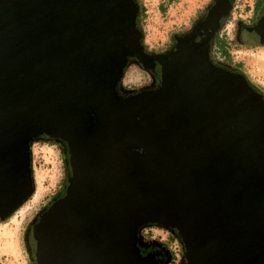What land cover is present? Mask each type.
Segmentation results:
<instances>
[{"label":"water","instance_id":"water-1","mask_svg":"<svg viewBox=\"0 0 264 264\" xmlns=\"http://www.w3.org/2000/svg\"><path fill=\"white\" fill-rule=\"evenodd\" d=\"M231 3L148 53L135 0H0V219L33 191L31 142L65 151L25 235L33 264H146L149 223L180 264H264V96L209 56ZM244 36L264 46V6ZM130 58L154 88H119Z\"/></svg>","mask_w":264,"mask_h":264},{"label":"rangeland","instance_id":"rangeland-1","mask_svg":"<svg viewBox=\"0 0 264 264\" xmlns=\"http://www.w3.org/2000/svg\"><path fill=\"white\" fill-rule=\"evenodd\" d=\"M161 1V2H160ZM209 0H141L145 7V18L142 21L144 29L143 44L146 51H164L171 42V36L180 30L191 26L192 20ZM254 0H235L230 9L229 17H225L223 29L219 28L211 42L210 55L216 61H222L217 46L218 39L224 36L229 41L234 34V24L237 20L247 21L252 13ZM161 6L158 8V4ZM264 3V0H263ZM245 48L228 45V51L234 61H241L249 76L261 86L264 77V48ZM152 83L151 75L139 64L128 62L120 79V88L134 91L148 87ZM264 87V86H263ZM61 155L57 148L46 142L36 141L30 145V166L33 175V194L16 209L12 215L0 224V264H29L22 245L26 244L28 225L34 220L40 210L55 196L65 176V163L62 166ZM64 167V170H63ZM64 173V174H63ZM48 195V196H47ZM47 196V197H46ZM148 227L140 230L141 236L155 235L165 240L164 232L154 229L147 233ZM24 237V238H23ZM172 244V249H175ZM179 255L183 248L179 247ZM29 252V251H28ZM29 254V253H28ZM28 256V255H27ZM182 259V257H181ZM32 260V259H31Z\"/></svg>","mask_w":264,"mask_h":264},{"label":"trees","instance_id":"trees-1","mask_svg":"<svg viewBox=\"0 0 264 264\" xmlns=\"http://www.w3.org/2000/svg\"><path fill=\"white\" fill-rule=\"evenodd\" d=\"M234 1L235 0H232V3H231V8L234 6ZM137 6H138V14H137V23L141 29V32H142V45H143V49L145 50L144 48V44H143V38H144V29H143V24H142V21L144 20L145 18V8H144V5L142 4L141 0H135ZM210 0L203 5V7L200 9V11L197 13V16H195L192 20V24L194 21H196L197 19L201 18V16L203 15V11L204 9L207 7V5L209 4ZM253 5H255L257 7V12H256V15L258 16L260 14V11L262 10L263 6H264V3H263V0H254V3ZM229 14H230V11L229 13L225 16V17H229ZM225 17L222 18V22H220V26L219 28L223 29V26H224V23H225ZM191 24V25H192ZM190 28V27H189ZM189 28L187 29H184V30H180L178 32V34H182L184 32H186ZM218 28V30H219ZM218 30L214 33V35L212 36V39H211V42H213V38L216 36ZM176 34V35H178ZM176 35H172L171 36V42L169 44V46L167 48L164 49V51H160V52H150V51H146L148 53H163L165 51H168L171 49L172 47V40L173 38L176 36ZM218 48H219V51H220V55L222 56V61H216L214 60L211 55H210V50L209 49V56L211 58V60L222 66V67H225L227 69H229L230 71H233V72H237V73H240L247 81V83L253 88L255 89L257 92H259L260 94H262L264 96V87L261 86L259 83L255 82L250 76L249 74L246 72V70L244 69V64L241 62V61H234L230 54H229V51H228V45L230 44V42H232V45L234 46H237V47H240V46H244L245 48H256L257 45H254V44H250V43H242V41H238L236 39H233V40H229L227 41L226 39H224V36L222 34V37L218 39ZM259 48H264V46H258ZM210 48H211V45H210ZM128 62H134L136 64H138L137 62H135L133 60V58H130L128 60ZM127 62V63H128ZM125 68V67H124ZM124 71V70H123ZM119 88H120V82H119ZM121 89V88H120ZM122 90V89H121ZM139 90V89H137ZM123 91V90H122ZM125 92V91H123ZM36 141H41V142H46V143H49L50 145H53L55 148L58 149L59 151V154L61 155V159H62V166L64 165V156H63V145L60 144V142L58 141H55V140H39V139H35L31 142V144H33L34 142ZM30 144V145H31ZM60 144V145H59ZM63 170H64V167H63ZM65 172V171H64ZM64 174V173H63ZM31 176H32V181H33V175H32V170H31ZM64 182H65V176L62 178V184L61 186L57 189V192L55 194V196L57 195V193H59V191L63 188L64 186ZM34 182H33V190H34ZM33 194V191L31 192V194L24 200L26 201L27 199H29V197ZM48 196V195H47ZM46 196V197H47ZM54 196V197H55ZM52 197V199L54 198ZM52 199L42 208V210L44 208H46V206L52 201ZM24 201L17 207L15 208L13 211H11L9 214H7L6 216H4L2 219H0V224L4 223V221L6 219H8L12 213L18 209L23 203ZM40 210L39 213L42 211ZM38 213V214H39ZM37 214V215H38ZM36 215V216H37ZM35 219V218H34ZM30 225V224H29ZM28 225V226H29ZM143 227H148L147 229V233L150 234V232L152 233V230L154 229H157V230H160L162 232L165 233L166 235V239L165 240H160L159 237H156L155 235H144V236H141L140 234V230L143 228ZM24 238V237H23ZM150 239H158L159 242L163 243L165 245V248L167 249V252H168V257L165 261L161 262L160 264H180L181 263V257H182V254L179 255V247H181V250H182V245H181V242H180V239L177 237V235H175L173 232H171L169 229L159 225V224H155V223H149V224H146V225H143L140 227L139 231H138V245L141 244L142 242L146 241V240H150ZM175 244V249H172V244ZM26 249H27V246H26ZM28 250V249H27ZM26 254L28 255L27 257L29 258V254L27 251H25ZM30 260V263L29 264H32L31 262V259Z\"/></svg>","mask_w":264,"mask_h":264},{"label":"flooded vegetation","instance_id":"flooded-vegetation-1","mask_svg":"<svg viewBox=\"0 0 264 264\" xmlns=\"http://www.w3.org/2000/svg\"><path fill=\"white\" fill-rule=\"evenodd\" d=\"M210 3H211V0H210L209 4ZM253 3H254V1H253ZM253 3H252V13L249 16V19H247V21H242V20L235 21V24H234V30L235 31H234V34H233L231 40L236 39L238 41H242V43H249L245 40L244 33H245V31H247V28L249 26H251L257 20V18L259 16V15L258 16L256 15V12L258 9L255 5H253ZM203 13H204V11H203ZM260 13H261V11H260ZM213 18L214 17H212V19ZM221 22H222V20H221ZM172 46H173V40H172ZM148 72L151 75L152 83L148 87L143 88L146 90L154 88L156 85V82H157V77H156L155 73H153L151 71H148ZM64 154H65V151L63 148V156H64ZM65 173H66V168H65ZM28 228H29V226H28ZM22 248H23V252L25 255V262L27 263L28 257H27V254L25 251L28 252V250L26 249V246H24V245H22ZM139 249H140V251H143V252H149L148 258L150 260V263L155 262V264H160L161 262L165 261L168 257V252H167V249L165 248V245L163 243L159 242L158 239H150V240H146V241L142 242L141 244H139ZM29 259H31L30 254H29ZM31 262H32V260H31ZM32 264H33V262H32Z\"/></svg>","mask_w":264,"mask_h":264},{"label":"bare ground","instance_id":"bare-ground-1","mask_svg":"<svg viewBox=\"0 0 264 264\" xmlns=\"http://www.w3.org/2000/svg\"><path fill=\"white\" fill-rule=\"evenodd\" d=\"M148 256H149V255H146V258L144 259L145 262H146V264L150 263V260H149ZM150 264H152V263H150Z\"/></svg>","mask_w":264,"mask_h":264},{"label":"crops","instance_id":"crops-1","mask_svg":"<svg viewBox=\"0 0 264 264\" xmlns=\"http://www.w3.org/2000/svg\"><path fill=\"white\" fill-rule=\"evenodd\" d=\"M161 2V1H160ZM161 6V3H159L158 4V8ZM145 8V7H144ZM145 12H146V10H145ZM263 79H264V77H263ZM264 82V81H263ZM262 86H264V83H263V85Z\"/></svg>","mask_w":264,"mask_h":264}]
</instances>
